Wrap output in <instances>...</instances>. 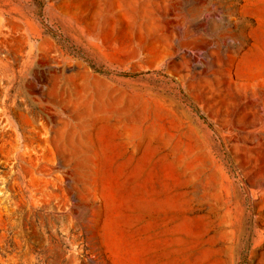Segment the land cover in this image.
<instances>
[{
  "label": "rangeland",
  "instance_id": "374dc122",
  "mask_svg": "<svg viewBox=\"0 0 264 264\" xmlns=\"http://www.w3.org/2000/svg\"><path fill=\"white\" fill-rule=\"evenodd\" d=\"M0 264H264V0H0Z\"/></svg>",
  "mask_w": 264,
  "mask_h": 264
}]
</instances>
